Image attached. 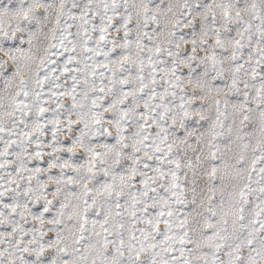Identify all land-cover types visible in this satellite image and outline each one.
<instances>
[{"label":"snow or ice","instance_id":"obj_1","mask_svg":"<svg viewBox=\"0 0 264 264\" xmlns=\"http://www.w3.org/2000/svg\"><path fill=\"white\" fill-rule=\"evenodd\" d=\"M0 264H264V0H0Z\"/></svg>","mask_w":264,"mask_h":264}]
</instances>
